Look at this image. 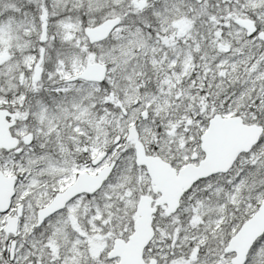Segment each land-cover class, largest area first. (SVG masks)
Masks as SVG:
<instances>
[{
	"label": "snow or ice",
	"instance_id": "6c2138e0",
	"mask_svg": "<svg viewBox=\"0 0 264 264\" xmlns=\"http://www.w3.org/2000/svg\"><path fill=\"white\" fill-rule=\"evenodd\" d=\"M0 264H264V0H0Z\"/></svg>",
	"mask_w": 264,
	"mask_h": 264
}]
</instances>
